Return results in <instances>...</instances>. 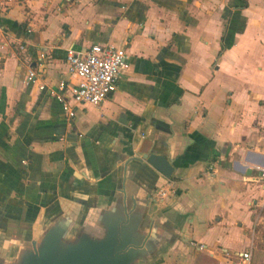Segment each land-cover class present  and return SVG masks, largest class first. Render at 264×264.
Listing matches in <instances>:
<instances>
[{"label": "crops", "instance_id": "crops-1", "mask_svg": "<svg viewBox=\"0 0 264 264\" xmlns=\"http://www.w3.org/2000/svg\"><path fill=\"white\" fill-rule=\"evenodd\" d=\"M94 42L125 46L130 66L100 104L69 98L68 120L52 91L76 80L66 49ZM151 150L173 163L170 176L146 163ZM254 164L264 165V0L0 3V205L9 228L77 202L90 221L121 183L138 195L165 179L168 197L155 191L146 213L175 236L145 264H231L252 240L263 191L244 182Z\"/></svg>", "mask_w": 264, "mask_h": 264}, {"label": "water", "instance_id": "water-1", "mask_svg": "<svg viewBox=\"0 0 264 264\" xmlns=\"http://www.w3.org/2000/svg\"><path fill=\"white\" fill-rule=\"evenodd\" d=\"M142 157L165 176L173 171V163L163 153L151 150ZM165 182L159 180L138 195H129L127 184L121 183L114 202L100 207L90 221L82 219V202H77L68 211L58 207L39 223L12 229L0 205V264H145L165 239L175 236L165 235L159 223L162 216L151 219L146 213L151 194Z\"/></svg>", "mask_w": 264, "mask_h": 264}, {"label": "built area", "instance_id": "built-area-1", "mask_svg": "<svg viewBox=\"0 0 264 264\" xmlns=\"http://www.w3.org/2000/svg\"><path fill=\"white\" fill-rule=\"evenodd\" d=\"M8 1L11 0H0L3 8L6 7ZM18 47L23 49L24 44H19ZM65 60L68 72L74 74L76 80L73 82H66L65 79L59 80L52 94L61 103L68 120H72L75 115L69 98L76 103L100 104L115 91L120 74L130 66L126 47L112 43L94 42L83 51L69 47L66 49ZM35 77V69L28 68L26 78L33 81ZM22 161L26 162V160ZM250 168L252 171L245 174L244 182L258 185L263 189L260 198H255L253 202L256 206L264 203V165L254 164ZM207 170L211 172L212 165H209ZM170 191L168 185H162L154 193V198L163 200L168 197ZM251 256L252 241L247 249L233 253L230 261L231 264H251Z\"/></svg>", "mask_w": 264, "mask_h": 264}, {"label": "rangeland", "instance_id": "rangeland-1", "mask_svg": "<svg viewBox=\"0 0 264 264\" xmlns=\"http://www.w3.org/2000/svg\"><path fill=\"white\" fill-rule=\"evenodd\" d=\"M252 208L251 264H264V203L254 205Z\"/></svg>", "mask_w": 264, "mask_h": 264}]
</instances>
